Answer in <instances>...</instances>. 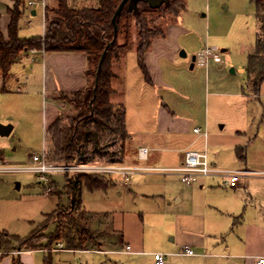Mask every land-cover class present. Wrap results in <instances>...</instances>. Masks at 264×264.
Listing matches in <instances>:
<instances>
[{
    "label": "rangeland",
    "instance_id": "1",
    "mask_svg": "<svg viewBox=\"0 0 264 264\" xmlns=\"http://www.w3.org/2000/svg\"><path fill=\"white\" fill-rule=\"evenodd\" d=\"M34 6L40 5L36 3ZM3 8L1 3L0 9ZM28 21L31 23L28 24ZM259 29L255 5L251 0H186L185 8L168 19L165 35L155 38L149 48L153 60L159 59L160 68V72L148 70L152 84L146 82L140 72L134 50L114 62L116 77L112 85L116 92L111 97L115 102L124 103L126 129L130 134L123 155L124 163L129 161L130 155L135 156L139 144L157 139L163 146L158 152L160 162L157 164L161 166L172 164L171 160L178 154L176 149L205 150L209 162L217 168L256 172L239 178V182L245 183L251 199H247V193L242 188L235 192L222 190L223 179L208 176L206 179L214 188L207 193V200L264 202V80L258 93L253 94L246 87L245 71L247 56L253 51ZM41 33L39 16L26 12L18 22V35L30 37ZM206 46L215 48L222 62L210 59L206 67L195 64L190 68L191 57ZM181 51L184 56L179 55ZM14 65L12 68L16 67ZM38 81L31 87V93L26 95L0 94V125L8 121L7 124L13 126L9 135L0 136V154L14 164L28 163L32 153L40 152L45 143L43 126L53 114L69 112L64 101L58 104L55 112L51 111V103L46 93H41ZM164 103L172 107L176 117L163 110ZM160 110L164 111L169 121L176 118L187 120L189 129L201 126L206 137L193 134L191 130L174 133L171 130L174 124L166 127L163 134L158 133L163 114ZM163 135L165 138H160ZM119 144L117 142L100 150L118 151ZM239 153L242 155L239 156ZM92 160L108 162L97 154ZM77 174L99 176L108 184L112 183L111 180L117 182L115 187L106 189L90 190L82 186L80 194L81 206L90 216L89 230L95 238L94 242L106 230L111 232L110 242L115 245L111 244L114 248L107 249L110 245L102 244L103 250H72L64 246L63 251L51 255V264H154L153 253H165L168 255L165 259H169L170 254L179 251V248L176 251L166 248L174 244L169 241L174 234L172 231L180 234L175 226L178 214L167 206V201L143 196L142 193L147 194L145 187L131 191L129 186L121 187L119 178L115 176L81 172L69 175ZM162 174L158 177L161 183L164 178L171 185H183L177 174ZM139 175H132L130 180L134 181ZM141 176L143 181L153 177L152 173ZM65 178L64 174L52 175L55 189L45 193L43 184L33 173L0 175V230L22 238L35 229L37 246L44 247L47 236L54 231L57 223L53 217L42 228L46 217L56 209L65 210L69 205ZM198 200L201 201L202 196ZM121 238L129 245L130 253H123L122 246L116 244ZM7 239H3L2 243ZM8 241L9 244H2L4 250L17 248L18 241L12 238ZM88 245L91 247V243Z\"/></svg>",
    "mask_w": 264,
    "mask_h": 264
},
{
    "label": "trees",
    "instance_id": "2",
    "mask_svg": "<svg viewBox=\"0 0 264 264\" xmlns=\"http://www.w3.org/2000/svg\"><path fill=\"white\" fill-rule=\"evenodd\" d=\"M259 21L253 51L245 65L246 87L257 94L264 80V0H251ZM26 0H14L7 7L9 22L6 34L0 31V73L6 78L11 64L24 50L82 51L87 57L85 86L56 97L64 101L69 112L58 113L44 128L46 156L54 161L68 162L92 159L95 154L108 162H122L130 134L126 129V111L123 102H115L116 92L112 82L116 77L114 62L125 58L130 50L136 53L137 66L146 82L151 83L144 63V53L157 37L165 35L168 19L178 15L186 0H165L153 5L147 0H98L97 5L76 6L70 0H56L53 6L44 8V33L30 37L18 35V22L22 17ZM117 11V12H116ZM134 32V33H133ZM133 33V34H132ZM119 142L118 151H101L102 147ZM241 156L242 154H238ZM65 189L69 205L65 210L56 209L46 217H55L57 223L47 236L44 247L63 241L68 249H89L92 233L89 216L81 206L80 190L104 189L108 182L92 174L65 175ZM35 229L25 237L8 235L0 230V245L8 239L18 241L17 248L31 249L37 246ZM7 239L2 243L3 239ZM61 239V240H60ZM44 264H51L49 252Z\"/></svg>",
    "mask_w": 264,
    "mask_h": 264
},
{
    "label": "crops",
    "instance_id": "3",
    "mask_svg": "<svg viewBox=\"0 0 264 264\" xmlns=\"http://www.w3.org/2000/svg\"><path fill=\"white\" fill-rule=\"evenodd\" d=\"M13 2L14 0H0V4L3 3L4 5V8L2 10L0 9V31L4 35L6 34L7 24L9 22L7 7L12 6ZM70 2L76 6L97 5L98 0H70ZM45 3L53 6L56 4V0H46ZM38 4L40 5V3ZM26 12L35 17L37 15L39 16V22L42 27V33L40 35H43L44 10L41 5L39 7H35L34 5L29 6L25 2L22 16L25 15ZM255 18L258 28L259 21L256 15ZM27 23L30 24L31 21H28ZM258 32L259 30L256 33ZM151 44L144 53V63L147 70L153 69L160 72L158 66L159 59L154 61L152 58V52L149 49ZM12 64H15L14 66L16 67L12 68ZM12 64L6 78H3L0 73V94L19 93L22 96L24 94L26 95L27 93H31V87L40 80V91L41 93H46L49 102L51 103V111L54 112L58 109V104L61 103V100L56 98L59 93L71 92L85 86L87 83V76L85 73L87 57L82 51H44L37 49L32 51L29 49L22 51ZM194 65L195 63L193 66ZM192 67L190 66V68ZM150 78L151 83L149 84H152V77L150 76ZM163 110L168 112L171 116L173 115L176 117L174 110L169 104L164 103ZM160 112H162V110H160ZM57 114L58 113L53 114L51 119ZM7 122L8 121L3 122L4 124L1 125H6ZM170 125L173 127L171 130H173L174 133H183L185 130L190 132L191 130V133L198 135L192 130L194 126L189 129L190 123L187 120H179L176 118L173 121H169V118L165 113L162 114L161 120H159L158 133L163 134L162 132H166L165 128ZM44 128L45 126H43V130ZM12 129L13 126L7 135L11 133ZM160 138L164 139L165 136L163 135ZM187 145H190V143ZM43 146L46 148L45 143ZM139 146H146L149 148L147 159L139 160L137 158L136 150L134 157L130 155L129 161L126 163H124L125 161H122L120 163H141L161 166L157 164L160 162L158 152L163 149L160 139L148 141V143H141L137 147ZM176 150H178V154L174 155L173 160H171L170 163L172 164L170 165L172 166H178L182 163L186 148L184 147ZM146 173H152L153 177L147 178V180L145 179L146 181H143L144 179H142L141 174ZM162 173L163 172L134 173L140 174L134 179V181L130 180L131 176L134 174H132L128 180L115 176L119 178L118 184L121 187L129 186L128 189L130 191L137 187H145L147 194L142 193L143 196L151 198L157 197L163 201H167V206L177 212L178 216L175 220V226H177L180 234L176 231H172L174 234L169 237V241L174 244L166 248L169 249L168 251H176L175 249L179 248L180 251L183 247L187 246L193 249L195 254L183 255L178 254V252H173L169 255L170 258L165 259L162 264H257L256 258L264 256L263 201H210L206 199L207 193H210L209 191H211L214 186L209 184V180L206 179L207 177H196L190 183H184L181 181L183 185L178 187L169 184L170 182L167 183L164 178L161 183L158 177L163 176L164 174ZM111 181L112 183L107 184L104 189L109 186H116L117 182L114 180ZM244 184V182H239V180L235 186L223 184L224 189L222 190L235 192L242 188L243 191L247 193V199H251L252 197L249 192L246 191ZM226 187L227 189H225ZM200 196H202L201 201L198 200V197ZM85 212L89 216L86 210ZM212 216L214 219H212ZM103 231L104 232H101L100 236L98 235V240H96V242H94L95 238L92 236L90 240L91 247L88 250H103L101 247L102 244L110 245V248L107 249L114 248L111 244H115L110 242L111 232L106 230ZM116 244L122 246L127 243H123L121 238ZM93 245H97V247ZM3 248L4 247L0 245V264H44L46 255L41 251L42 246H36L31 249L16 248L4 250ZM17 250L20 251L17 252ZM61 251L63 250L55 251L51 253V255ZM39 252L43 253L39 255L37 254ZM126 253L128 254L130 252Z\"/></svg>",
    "mask_w": 264,
    "mask_h": 264
},
{
    "label": "built area",
    "instance_id": "4",
    "mask_svg": "<svg viewBox=\"0 0 264 264\" xmlns=\"http://www.w3.org/2000/svg\"><path fill=\"white\" fill-rule=\"evenodd\" d=\"M46 0H26V4L33 6L40 3L41 7L45 8ZM34 51V48H31ZM215 62H222L218 52L213 47H203L195 54L194 63L206 67L209 60ZM194 133L206 137V132L200 126L192 128ZM149 148L146 146H139L137 148V158L145 160L148 157ZM28 172L33 173L37 181L43 184L45 193L53 192L55 189V182L52 179L54 174L69 175L71 173H93L97 175L118 176L124 180H128L134 173L140 172H171L179 176L184 183L192 182L196 177L220 176L223 179V184L228 186H235L240 176L246 173H256L248 169H220L213 163L209 162L205 150L186 149L183 155V161L178 166H157L150 164H124L120 162H101L92 159L79 160L77 157L71 161H50L46 156V149L43 146L40 152H34L30 155V160L25 164H14L5 160L0 154V175ZM65 249L62 241H57L54 244L42 247L41 251L47 255L49 252H55ZM20 250H17L19 252ZM122 252H130L129 245H122ZM178 254L193 255L195 252L190 247H183ZM167 254L155 252L153 257L155 264H162ZM257 264L264 263V256L256 258Z\"/></svg>",
    "mask_w": 264,
    "mask_h": 264
},
{
    "label": "water",
    "instance_id": "5",
    "mask_svg": "<svg viewBox=\"0 0 264 264\" xmlns=\"http://www.w3.org/2000/svg\"><path fill=\"white\" fill-rule=\"evenodd\" d=\"M124 1H125V0H122V2H121V4L119 5L117 11L120 9V7H121L122 4L124 3ZM147 1H149V2H150L151 4H153V5H156V4H159V3H161L162 1H165V0H158V2H156V3H152L150 0H147ZM117 11H116V12H117ZM180 55L184 56L185 53H184L183 51H181V52H180ZM194 59H195V55H193V56L191 57V63H190V66H191V67H192L193 64H194ZM11 128H12V125H11V124L0 125V135H7V134L10 132Z\"/></svg>",
    "mask_w": 264,
    "mask_h": 264
}]
</instances>
